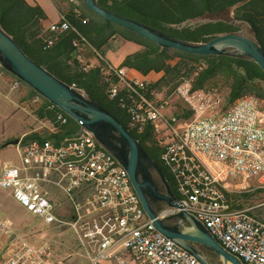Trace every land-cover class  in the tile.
Masks as SVG:
<instances>
[{"label":"built area","instance_id":"obj_1","mask_svg":"<svg viewBox=\"0 0 264 264\" xmlns=\"http://www.w3.org/2000/svg\"><path fill=\"white\" fill-rule=\"evenodd\" d=\"M71 28L66 15L50 27L56 34ZM95 53L106 74L116 78L108 95L119 99L127 112L129 132L141 136L152 127L161 134V161L175 178L182 209L244 264H264V221L250 213L261 211L264 202L243 209L231 203L234 196H264V109L258 100L242 97L223 111L217 91L195 90L193 80H186L174 95L186 103L193 119L176 127L163 116L171 103L164 92ZM6 74L0 65V78ZM15 87H21L20 81L15 80ZM39 102L37 97L33 104ZM68 124L60 113L55 123L44 122L42 129L61 136ZM78 124L79 132L59 142L20 143V166L0 165V189L11 190L22 207L46 224L71 229L89 264H202L155 228L128 171L82 122ZM54 189L66 198L61 210ZM179 211L167 209L159 218ZM57 212H73V217L66 220ZM9 236L16 245L10 246L2 264H66L49 246L26 242L0 217V252Z\"/></svg>","mask_w":264,"mask_h":264},{"label":"trees","instance_id":"obj_2","mask_svg":"<svg viewBox=\"0 0 264 264\" xmlns=\"http://www.w3.org/2000/svg\"><path fill=\"white\" fill-rule=\"evenodd\" d=\"M52 1L57 5L68 4L64 13L72 25L71 29L56 34L45 28L48 21L45 10L26 0H0V27L21 46L29 58L62 82L97 101L126 128L127 112L122 109L119 99H111L108 95V89L116 83V78L106 74L102 69L103 61L95 53L105 57L106 49L120 42L140 47L138 52L128 55L121 66L144 76L162 73V77L151 82V86L164 92L170 100L183 82L193 80L195 90L217 91L222 97L223 111L246 96L257 99L264 109V72L245 55L199 56L163 48L132 31L107 22L90 11L84 0ZM98 3L112 13L192 45H203L218 36L240 33L243 24L248 23L252 27V30L249 29L250 36L264 48V0H98ZM87 19L90 21L85 23ZM49 41H52L50 46ZM93 58L99 62L91 65ZM87 66H91L90 69L86 70ZM6 73L12 75L8 71ZM12 76L20 81L21 87L28 90L26 100L38 120L53 124L61 113L69 124L63 128L61 136L47 131H34L22 139L9 140L1 147H8L16 140H20L22 145L47 139H58L59 142L81 130L78 122L67 113ZM37 97L40 102L33 104ZM175 107L178 108L177 121L189 122L193 119L188 106L182 108L178 103ZM131 134L151 158L162 162L164 147L159 144L161 134L155 133L152 127H148L141 136ZM165 173L167 179L176 186L170 170L166 168ZM255 197V194L234 196L231 203L233 207L243 209L252 205L250 203ZM217 259L212 262L222 264Z\"/></svg>","mask_w":264,"mask_h":264},{"label":"water","instance_id":"obj_3","mask_svg":"<svg viewBox=\"0 0 264 264\" xmlns=\"http://www.w3.org/2000/svg\"><path fill=\"white\" fill-rule=\"evenodd\" d=\"M86 7L109 23L136 33L160 47L182 51L199 56L242 54L254 61L264 72V48L249 34L248 23L243 24L240 33L227 34L214 38L203 45H192L174 40L160 32L119 16L101 7L98 0H84ZM0 65L9 73L23 81L43 98L60 108L94 134L99 144L106 149L128 171L134 189L139 196L147 216L155 228L179 247L198 259L202 264H214L198 246L214 252L222 264H244L241 259L228 252L193 215L184 211L179 199L171 194H161L149 170L153 166L160 174L163 172L149 156L139 141L113 115L97 101L59 80L48 70L29 58L21 46L0 27ZM121 142L123 147L118 146ZM16 140L12 145H19ZM165 202L156 208L154 202ZM170 208L180 209L167 218L160 219L159 213Z\"/></svg>","mask_w":264,"mask_h":264},{"label":"crops","instance_id":"obj_4","mask_svg":"<svg viewBox=\"0 0 264 264\" xmlns=\"http://www.w3.org/2000/svg\"><path fill=\"white\" fill-rule=\"evenodd\" d=\"M26 1L29 2L28 0ZM50 1L57 8L58 13L57 14L47 13L48 21L45 23V28L47 29H50V27L53 24L60 22L61 16L66 14L64 13V11L67 9L68 6V4L66 3H60L57 5L52 0ZM70 1L76 2V0H70ZM36 3L39 4L38 1H36ZM43 8L45 9V7ZM106 59L108 60L107 57ZM91 63L95 64L93 61H91ZM128 73L132 76L134 74L135 75L134 77L137 76L136 78L138 79L142 78L140 80L145 79L151 82H156L162 77V73H151L148 76H144L141 73L132 69H128ZM27 94H28V90L25 87H19V88L15 87V78L12 75L6 74L5 76L1 77L0 78V113L3 111H7L9 115H12L14 112H16L17 109L25 110V108H23L22 106L29 103L28 100H26ZM34 117L37 120V117L36 116ZM44 122L46 121L44 120L40 121L41 126L34 129L35 132H41ZM28 134L29 133L21 136V138H24ZM11 145L10 147H14L17 150L18 145H12V146ZM9 163L20 166V162L19 163L9 162ZM53 191L55 195L58 197L57 202L59 205V209L61 210L63 209L62 207L64 206V204L67 203L66 198L61 192L55 189ZM14 207L18 209H22L27 212H13ZM57 213L58 216L66 220H70L73 217V212H57ZM250 213L256 216L257 218H259L260 220L264 221V212H250ZM32 215L33 214L31 212H29L27 209L22 207L13 198L11 190L0 189V217L3 220L10 221L14 229L26 242L30 243L31 245L37 248L45 245L49 246L52 254L55 257L66 259V264H89L85 255L81 256L77 253V250H79V245L77 242L76 235L71 229H69L68 227L48 225L43 220L33 215L34 217H36L34 218ZM34 219L38 220L40 223H42V225H36ZM68 234H70V237H68ZM15 243L16 240L14 237L9 236L8 238H6L4 249L2 250V252H0V264H2L5 258L7 257V252L10 246H12Z\"/></svg>","mask_w":264,"mask_h":264},{"label":"rangeland","instance_id":"obj_5","mask_svg":"<svg viewBox=\"0 0 264 264\" xmlns=\"http://www.w3.org/2000/svg\"><path fill=\"white\" fill-rule=\"evenodd\" d=\"M31 4H37L36 1L45 7L46 13H53L57 14V8L53 5V3L50 0H28ZM38 4V5H39ZM243 28V26H242ZM247 34L250 35L249 29L246 31ZM140 50V48L132 43L127 42H120L115 44V46L107 48L105 51V55L108 58V60L116 67H119L122 65V62L124 61L125 57L127 55L136 53ZM94 63H98V60L96 58L91 59ZM131 77H134L133 74L130 75ZM137 77V76H136ZM135 77V78H136ZM142 79V78H139ZM145 80V79H144ZM148 81V80H147ZM151 82V81H150ZM171 106L165 108L163 110V116L166 120V122H173L174 126L176 127H183L187 124L186 121H177L176 120V113L178 111V108L175 107V104H180L182 108H185L187 105L186 103L177 95H174L171 99ZM24 109H17L16 112H14L12 115H9L7 111H3L0 113V165L7 164L9 162L12 163H19L20 159L18 156V152L14 147H1L4 143L8 142L12 139H22L21 136L34 132L36 128L41 126L40 121L35 119V115L30 109V104H25L22 106ZM2 119V120H1ZM47 131L46 129H42L41 132ZM12 146V145H11ZM264 202V196H256L250 204V206L260 204ZM247 206V207H250ZM13 212H27L22 209H18L16 207L13 208ZM258 212H264V208L261 211ZM33 216V215H32ZM34 217V216H33ZM36 218V217H34ZM35 220L36 225H42L38 220ZM68 237H70V234H68ZM77 253L81 256L84 255L83 251L79 248L77 250Z\"/></svg>","mask_w":264,"mask_h":264},{"label":"flooded vegetation","instance_id":"obj_6","mask_svg":"<svg viewBox=\"0 0 264 264\" xmlns=\"http://www.w3.org/2000/svg\"><path fill=\"white\" fill-rule=\"evenodd\" d=\"M117 142V141H116ZM118 146L120 147H123L124 148V145L123 143H121L120 141L117 142ZM143 148V147H142ZM143 151L144 153L149 156L145 149L143 148ZM150 157V156H149ZM151 158V157H150ZM153 161H155V163L158 165V167L161 169V171L163 172V175L160 174V172L157 171V169L153 166L149 167V170L153 176V179L159 189V192L161 194H168V188H167V183L169 184V187H170V191H171V194L174 198H178L177 196V193H176V186L171 183L168 179H167V176H166V173H165V169L166 167L163 165L162 162H160L159 160H156V159H153L151 158ZM179 199V198H178ZM155 204V207L156 208H161L165 205V202H161V201H157V202H154ZM199 250H201L205 255H207V257H209V259L211 261H214L215 259H217V255L212 252L211 250H208L204 247H201V246H198Z\"/></svg>","mask_w":264,"mask_h":264}]
</instances>
